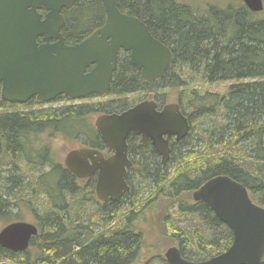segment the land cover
Wrapping results in <instances>:
<instances>
[{
    "label": "trees",
    "instance_id": "trees-1",
    "mask_svg": "<svg viewBox=\"0 0 264 264\" xmlns=\"http://www.w3.org/2000/svg\"><path fill=\"white\" fill-rule=\"evenodd\" d=\"M115 4L121 13L141 20L169 48L171 60L159 79L147 83L128 55L120 52L106 93L117 98L104 103L116 108L102 109L100 115L126 110L128 94L154 92L149 87L160 83V89H182L177 104L189 119V133L172 143L166 166L149 144L140 146L130 137L127 147L133 165L126 177L130 192L116 203L90 209L94 184L89 183V194H84L68 170L50 158L41 138L79 142L84 137L86 145L103 148L90 119L98 110L83 102L97 96L42 110L26 107L42 105L35 98L17 104L0 95V221L5 225L22 221L19 202L27 190L22 163L41 172L32 189L48 202L40 214L30 208L38 234L28 249L12 252L0 247V264H135L149 235L144 224L155 221L162 223L160 239L173 238L183 258L207 260L230 246L232 233L204 204L191 203L188 196L217 175L242 184L251 201L264 207V9L252 12L242 0H115ZM61 13V32L69 45L105 21L100 0H79ZM196 80L231 84L220 96L183 89ZM206 118L215 120L199 134L197 128ZM138 183L140 187L135 186ZM174 206L179 214L197 215L200 225L189 233L175 228L170 211ZM187 250L190 256L184 255Z\"/></svg>",
    "mask_w": 264,
    "mask_h": 264
},
{
    "label": "water",
    "instance_id": "water-1",
    "mask_svg": "<svg viewBox=\"0 0 264 264\" xmlns=\"http://www.w3.org/2000/svg\"><path fill=\"white\" fill-rule=\"evenodd\" d=\"M79 0H0V95L8 103H41L58 96L72 100L103 96L109 88L120 50L141 78L150 83L166 71L169 48L154 38L137 17L121 13L115 0H100L105 21L102 27L78 43H65L64 17ZM252 12L264 9L263 0H242ZM43 11V12H42ZM42 39V42L38 40ZM153 100H142L121 112L99 115L94 126L104 146L113 151L103 158L98 151L81 148L68 152L65 167L78 177L97 172L99 199L121 198L129 191L125 181L127 139L150 140L165 164L170 158L168 139L180 140L189 133V119L177 103L161 110ZM192 200L204 204L232 233L223 252L203 261H189L179 247L164 253L167 264H264V207L253 203L247 189L226 175L205 181L192 192ZM38 234L34 224L17 221L0 229V247L24 252Z\"/></svg>",
    "mask_w": 264,
    "mask_h": 264
},
{
    "label": "rangeland",
    "instance_id": "rangeland-1",
    "mask_svg": "<svg viewBox=\"0 0 264 264\" xmlns=\"http://www.w3.org/2000/svg\"><path fill=\"white\" fill-rule=\"evenodd\" d=\"M231 82L228 81H221V82H213V83H207L200 80H196L193 82V85L187 86L183 88L184 90H191L195 89L200 95H206L210 94L212 96H220L223 95L228 85H230ZM160 83H155L154 85L150 86L149 89H155L154 92H135L128 94L126 98V102L128 106H132L135 103L146 100V99H154L155 97L158 99L159 102H162L164 104L168 103H178V94L181 92L182 89H160ZM117 97L113 96V94H108L105 97H94L89 98L87 100H84L83 102L88 103L89 105H92L93 108H96L98 111L93 112L90 116V119L92 123L94 124L96 118L100 115L102 109H112L116 108V104H111L109 107H104V103L109 100H114ZM80 100L72 101L71 103H78ZM66 104H69L66 99L61 101H54L51 103H43L41 104H31L27 108L31 109H42V110H51L56 109L61 106H64ZM26 107H17V109L27 110ZM213 118H206L202 120V123L200 127L197 128V132L201 134L202 130H206L208 126L214 121ZM217 120V119H216ZM201 122V121H200ZM95 127V126H94ZM43 145L47 146L50 150L51 157L54 161L64 163L65 156L68 152L75 150L76 148L83 147L82 144L84 143V138H80L79 142L76 141H66L61 139L60 137H54V138H48V137H42ZM198 145V144H197ZM196 145V146H197ZM197 148V147H196ZM22 168L24 171V181L27 184V190L25 189L22 191L21 195H23L24 199L19 202L20 209L18 212H20V220L24 222H28L31 224H35L34 216L30 210V208H34L37 213H41L46 207L48 206L47 199L43 194H40L37 191H34L32 189L33 184L35 185L39 175L41 172H35L33 170H28L26 167H24V164L22 163ZM28 181V182H27ZM80 185L82 186L84 194H89V189L85 187V183L81 182ZM140 183L136 184V187H140ZM162 188V187H161ZM161 190V189H160ZM190 198L189 202H193L192 200V193L188 196ZM187 198V199H188ZM166 197L164 198V200ZM31 202L30 204L28 202ZM163 199H161V196H159L158 204L163 203ZM92 204L88 203L90 209L95 208L96 204L95 201H91ZM95 205V206H94ZM163 210L166 209V204L160 205ZM177 206H174L171 208V214H174L173 220L171 221V224L173 222V226L179 230H182L184 232H190L191 228L194 226H199V220L197 215H183L179 214L177 212ZM17 211V209L14 207L12 209V214H14ZM3 222L0 221V229L4 226ZM144 228L146 230H149V235L145 236V240L143 243V249L140 253V256L136 260L135 264H165L164 260V253L165 251L172 246L178 247V243L176 241H173V238L168 239V237H163L160 239L161 234L160 231L162 228V223L159 221H155L153 223L146 222L144 224ZM157 228V229H155ZM154 229V230H152ZM159 229V232H158ZM224 232V231H223ZM158 246V248H156ZM185 256H190V251H184ZM163 259V260H162Z\"/></svg>",
    "mask_w": 264,
    "mask_h": 264
},
{
    "label": "flooded vegetation",
    "instance_id": "flooded-vegetation-1",
    "mask_svg": "<svg viewBox=\"0 0 264 264\" xmlns=\"http://www.w3.org/2000/svg\"><path fill=\"white\" fill-rule=\"evenodd\" d=\"M104 24V23H103ZM64 26V25H63ZM100 27H102V26H100ZM99 27V28H100ZM63 28V27H62ZM99 28H97V29H99ZM97 29H95V30H97ZM94 30V31H95ZM62 31V30H61ZM93 31V32H94ZM92 34V33H91ZM39 42H42V39H39L38 40ZM120 52H124V51H122V50H120L119 52H118V54L120 53ZM117 54V55H118ZM125 54H127L128 55V53L127 52H125ZM128 58H129V55H128ZM129 61H130V59H129ZM152 82H155V80L154 81H152ZM151 83V82H150ZM57 98H63L62 100H64V99H66L67 101H68V103H71L73 100H71V99H69V98H66V97H64V96H58ZM56 98V99H57ZM56 99L54 100V101H56ZM37 100V99H36ZM148 100H151V99H148ZM155 103H156V105H157V107H156V109L159 111V110H161L162 108H163V106L164 105H166V104H164V103H162V102H159L158 101V99L155 97L154 99H152ZM38 101V100H37ZM54 101H51V102H54ZM39 102V101H38ZM51 102H49V103H51ZM140 102V101H139ZM138 103V102H137ZM46 104H48V103H46ZM136 104V103H135ZM134 104V105H135ZM169 104V103H168ZM133 106V105H132ZM131 107V106H130ZM190 123V122H189ZM132 138V140H134V141H136L137 143H139V145L140 146H143V145H146V144H149L150 146H151V148L153 149V147H152V145H151V143H150V140H146L145 142H142L141 141V136L140 135H136V136H129V138ZM82 138H84V137H82ZM128 138V139H129ZM84 139H86V138H84ZM128 139H127V141H128ZM183 139V138H182ZM101 140V139H100ZM181 140V139H180ZM180 140H175V137H171V138H169L168 139V145H169V147H170V156H171V145H172V143H177V142H179ZM102 142V141H101ZM102 144H103V142H102ZM84 145V146H83ZM82 146L83 147H80V148H76V149H81V148H87V149H92V150H95V151H98L100 154H101V156L103 157V158H108V157H110V156H112V154H113V151L112 150H109L108 148H106L105 146H104V144H103V148H97V147H92V146H89V145H86L85 143H83L82 144ZM75 149V150H76ZM153 151H154V149H153ZM155 152V151H154ZM48 153H49V156H50V158H53V157H51V154H50V152L48 151ZM156 153V152H155ZM157 154V153H156ZM132 154H130V151H129V149H128V147H127V158H128V160L131 162V166L130 167H128L127 169H126V174H125V181H126V184L129 186V184L127 183V180H126V177H127V170L129 169V168H131L132 167V165H133V163H132V161H131V159H132ZM157 160H158V162L161 164V166H166L167 164H168V162H169V160H170V158H169V160L165 163V164H163L162 163V161H161V157L157 154ZM60 163V162H59ZM60 164H62L64 167H65V164L64 163H60ZM66 168V167H65ZM48 169V167L46 166L45 167V169H44V171H46ZM67 169V168H66ZM68 170V169H67ZM68 172L70 173V176L71 177H73V179L76 181V182H78L79 184L81 183V182H84L85 183V187L86 188H88L89 189V183L90 184H94V186H93V191H91L92 192V196L94 197L93 198V201H95V204H96V206H100V207H102L103 208V206L107 203V204H109L110 202L111 203H116V202H118V200L119 199H121L125 194H128L129 192H130V190H131V187L129 186V191L128 192H126L121 198H119V199H116V200H111L110 198H109V196H107V197H105L104 199H99L98 198V196H97V194H96V181H97V172L96 173H94V174H92L91 176H89V177H78L77 175H75V174H73L72 172H70L69 170H68ZM41 175V174H40ZM40 175H39V177H40ZM38 177V178H39ZM107 207H109V206H107ZM101 208V209H102ZM36 226V225H35ZM165 260V259H164ZM165 264H167L166 263V261H165Z\"/></svg>",
    "mask_w": 264,
    "mask_h": 264
}]
</instances>
